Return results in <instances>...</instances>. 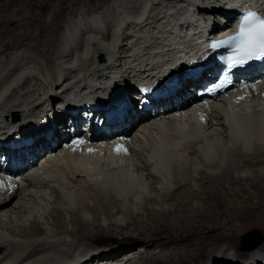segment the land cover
I'll use <instances>...</instances> for the list:
<instances>
[{
  "label": "bare ground",
  "instance_id": "bare-ground-1",
  "mask_svg": "<svg viewBox=\"0 0 264 264\" xmlns=\"http://www.w3.org/2000/svg\"><path fill=\"white\" fill-rule=\"evenodd\" d=\"M254 5L264 8V0H115L108 12L95 16V25L91 19L95 28L82 32L80 21L72 22V29L65 31L69 42L50 58L49 68L26 54L0 66V134L6 128L13 133L52 108L64 118L62 109L94 100L88 94L104 107L123 96L127 83L133 95L141 83L154 80L149 89H156L178 77L174 85L178 99L169 105L178 111L177 103L186 101L180 119L151 113L138 129L132 126L120 143L126 154H117L118 144H108V138L99 134L92 149L101 164L56 156L39 166L17 168L10 177L1 176L0 264H95L97 258L91 259L95 248L82 240L97 243L108 222L124 225L128 218L133 222L145 214L143 210L156 222L152 238L138 239L149 245L135 253L144 262H135L134 248L115 247L101 255L105 264H231L227 257L235 254L251 264L264 256V241L250 251L239 250L237 244L245 230L264 228V130L256 124V115L264 111V80L246 85L230 102L216 100L195 110L197 98L186 93L189 66L181 62L183 56L192 65L207 59L206 45L199 39L207 37L202 27L211 26L213 16L219 15L220 22L222 12ZM111 10L115 15L109 23ZM213 29L220 31L216 25ZM34 49L42 51L40 45ZM100 53L105 57L102 62L97 59ZM62 101L63 106H57ZM129 112L132 116V107ZM244 118L254 122L249 141L246 132L241 134L247 127L234 129L233 121ZM177 124L191 126V132L176 130ZM44 140L41 135L34 145L47 149ZM230 198L246 200L250 207L234 205ZM68 211L79 227L78 240L74 232L67 235ZM215 215L226 221L210 227ZM38 218L48 224L61 221L62 228L57 232L52 224L43 227ZM224 227L229 233L217 232ZM91 228V233L85 232ZM154 238L161 241L158 249L150 242ZM224 238L232 247L216 244ZM222 253L229 255L223 260Z\"/></svg>",
  "mask_w": 264,
  "mask_h": 264
},
{
  "label": "rangeland",
  "instance_id": "rangeland-1",
  "mask_svg": "<svg viewBox=\"0 0 264 264\" xmlns=\"http://www.w3.org/2000/svg\"><path fill=\"white\" fill-rule=\"evenodd\" d=\"M113 1L115 0H0V66L4 64L5 62H7L8 60H10L11 57H15L18 54H26L29 56L30 55L34 56V58H36V61L40 64V66L49 68L50 58L54 56L56 51L58 52L62 51L66 43L69 42V34H68L69 32H65V31L66 29L67 31L68 29H72V26H71L72 22L77 21V23H79L80 21V24L78 25L82 32L91 30V28L92 29L95 28L96 26L94 25L96 23L95 22L96 17L108 12L106 8H108V6ZM109 13H108V19H109L108 22L111 23L112 22L111 19H113L115 12L114 10H111ZM83 17L85 18L83 19ZM86 19H89V20L86 21ZM91 19L93 20L92 22H94V25H92L93 23L91 22ZM43 26H46V28H44L45 30L41 28ZM38 36L42 38L41 41H38ZM63 36H66L64 37L65 42L63 40ZM39 45L42 50L41 53L34 49L35 47H38ZM98 75L99 74H96V78ZM44 97L42 98V102H43V99L44 101L47 100V102H45V104H47L48 95L46 96L44 95ZM57 105L63 106V101L62 103L60 102ZM257 198L258 197H255L254 200L258 201L259 198L258 199ZM235 200H236L235 198H230V203L234 205H239L245 209L250 207L249 202L246 200H242L243 203L242 201L239 202L237 200H236L237 203H235L236 202ZM76 206L77 205L73 206L72 204L71 208H73V210L75 208V210L77 211L78 209ZM48 210L45 211L46 213H44L45 218L49 217L50 215L49 211L52 210V208H50L49 211ZM142 212H145V214L139 217H135L133 222L131 219L128 218L127 222L124 225H119L118 223H115L116 221L115 222L112 221L113 223L108 222V224L105 225L107 232H105L103 236L100 237L98 241L99 243L93 242V240L91 239L82 240L83 243L90 244L95 248L94 252L96 253L94 255L92 254L91 255L92 257L90 256L91 259L94 257L97 258L95 259V264H105V261L101 260V258H103L104 256H101V255H106L109 249L115 248V247L116 248H125V247L134 248L135 252L132 255L135 256L136 258L135 262L136 261H138L136 263L144 262V259L140 257L141 255H137V254L140 252L139 251L140 248H143V247L147 248V246L149 245L145 244L146 242H139L138 239L139 238H145V239L152 238L153 237L152 231L156 227V222H155V219H152L151 217L146 215L147 214L146 210H143ZM65 214H67L65 215L66 222H67V225H65L66 226L65 228H68V233H69V234L67 233V235L71 236L73 235V232H74L75 233L74 238L78 240V238L76 237V232L78 231L79 227L75 223L73 219L74 217L71 215V211L70 212L68 211ZM46 219L43 218L41 220L40 218H38L37 220L43 227L44 226L48 227L50 226V224H52V227L54 226L53 228L56 231L61 230L62 225L59 224L61 221L54 222L53 218L52 219L50 218V220L51 221L53 220L52 222H54L55 224L51 222L50 224H48L49 221ZM225 221L226 219L223 218L222 216L215 215L214 220L210 222L208 225L212 227L216 225L217 223H225ZM31 223H33V221ZM255 229L259 230L264 235V228H261V227L249 228L245 230L237 238L238 247L240 246L241 236L244 233L249 232L251 230H255ZM143 230H145L146 232L142 234ZM86 231L88 233H91L93 230L91 228L90 230H85V232ZM221 231L224 233L226 232L229 233L226 227L222 228L221 230H217V232H221ZM150 242L151 243L154 242L153 247L156 248L157 246L156 249H158V244L161 241L159 240V238H154V239H151ZM216 244H222L226 247H232L230 240L228 238H224L221 241H218ZM231 251L232 249L230 250V253ZM227 254L229 255V253L221 254V256L223 257V260L226 258ZM147 255L148 253L145 254V256ZM90 257L87 258V260H90ZM201 258L202 257H200L198 260H200ZM227 259H228V262H230L231 264H243V261L245 260L248 262L250 261L249 259L243 258L242 255L240 256L237 254H235L234 256L232 255L231 257L228 256Z\"/></svg>",
  "mask_w": 264,
  "mask_h": 264
},
{
  "label": "snow or ice",
  "instance_id": "snow-or-ice-1",
  "mask_svg": "<svg viewBox=\"0 0 264 264\" xmlns=\"http://www.w3.org/2000/svg\"><path fill=\"white\" fill-rule=\"evenodd\" d=\"M222 44H231L234 55L228 57V68L242 66L253 59H264V16L249 11L242 17L238 31L217 43L213 47ZM203 119V117H201ZM76 145H83L84 140L74 141ZM89 152L94 151L88 149ZM117 154L127 153V148L123 144H118L115 148Z\"/></svg>",
  "mask_w": 264,
  "mask_h": 264
},
{
  "label": "water",
  "instance_id": "water-1",
  "mask_svg": "<svg viewBox=\"0 0 264 264\" xmlns=\"http://www.w3.org/2000/svg\"><path fill=\"white\" fill-rule=\"evenodd\" d=\"M100 62L105 60L104 54L100 53L97 57ZM264 241V235L259 230H251L241 236L239 249L242 251H250Z\"/></svg>",
  "mask_w": 264,
  "mask_h": 264
}]
</instances>
